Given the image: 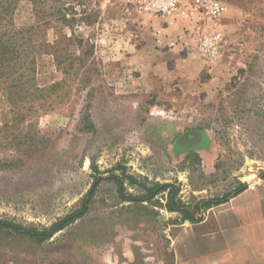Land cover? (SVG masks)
I'll list each match as a JSON object with an SVG mask.
<instances>
[{
  "label": "rangeland",
  "instance_id": "obj_1",
  "mask_svg": "<svg viewBox=\"0 0 264 264\" xmlns=\"http://www.w3.org/2000/svg\"><path fill=\"white\" fill-rule=\"evenodd\" d=\"M61 2L76 13L62 29L72 42L54 27L47 38L74 65L65 75L56 53L39 54L36 73L41 87L67 82L24 121L0 92V218L45 228L94 192L50 240L0 232V264H192L216 205L184 220L168 190L130 201L113 177L127 197L147 191L126 176L172 183L190 206L263 180L264 0ZM13 20L35 22L31 0H17Z\"/></svg>",
  "mask_w": 264,
  "mask_h": 264
},
{
  "label": "trees",
  "instance_id": "obj_2",
  "mask_svg": "<svg viewBox=\"0 0 264 264\" xmlns=\"http://www.w3.org/2000/svg\"><path fill=\"white\" fill-rule=\"evenodd\" d=\"M31 1L36 20L31 24L19 27L13 20L17 0H0V92L7 97L12 110L17 114L16 118H20L23 121L26 120L28 112H37L38 108L43 107L47 103L45 98L50 94L49 92L57 91L58 88L63 86L64 82H67V79L64 78L48 87L39 86L36 73L38 55L56 53V55H53L57 61V65L65 75L70 74L68 66L74 65V61L68 63L60 57L63 50V45H60L62 41H56L59 45L50 42L47 38V30L54 27L56 34L59 35V39L67 41V50L69 48L68 42L71 39L67 38V34L62 29L67 25L69 26V23L73 20L77 21L74 16L76 13L71 15L69 7L61 2V0H50L51 3H40L41 0ZM78 42L82 45L81 41ZM80 64H83V60H80ZM79 67L81 70V66ZM126 178L131 184L142 185L146 189L147 194L141 197L125 196V179L114 176L113 179L119 186L118 191L124 199L136 202L150 201L158 193L168 190L167 209L173 212H180L184 220L192 222L200 220L197 214L202 209L225 203L229 201L232 195H238L247 188V185L243 183L238 189L221 199L216 201L201 200L196 205L190 206L177 200L179 190L172 183H157L153 186H146L133 176H126ZM262 179H264V176ZM93 192L94 190H91L86 195L79 208L59 218L48 227H31L0 218V232L7 231L37 242L50 240L56 233L64 230L89 211Z\"/></svg>",
  "mask_w": 264,
  "mask_h": 264
},
{
  "label": "crops",
  "instance_id": "obj_3",
  "mask_svg": "<svg viewBox=\"0 0 264 264\" xmlns=\"http://www.w3.org/2000/svg\"><path fill=\"white\" fill-rule=\"evenodd\" d=\"M212 211L208 250L188 252L192 264H264V179Z\"/></svg>",
  "mask_w": 264,
  "mask_h": 264
},
{
  "label": "built area",
  "instance_id": "obj_4",
  "mask_svg": "<svg viewBox=\"0 0 264 264\" xmlns=\"http://www.w3.org/2000/svg\"><path fill=\"white\" fill-rule=\"evenodd\" d=\"M166 1H167V3L165 5V9H167V7L169 5H172L173 2L176 1V0H166ZM220 10H222L221 4L218 3V2H213L212 3V7H211V12L213 13V15H218ZM202 49L204 50V52L206 54L214 55V53H215V49L213 48V45L211 44L209 39H206L205 42L202 43Z\"/></svg>",
  "mask_w": 264,
  "mask_h": 264
}]
</instances>
